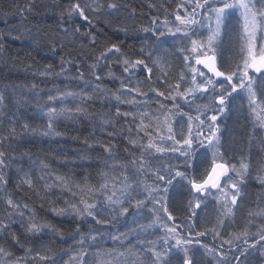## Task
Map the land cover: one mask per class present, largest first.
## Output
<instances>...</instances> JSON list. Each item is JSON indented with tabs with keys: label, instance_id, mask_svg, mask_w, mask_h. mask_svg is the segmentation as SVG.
Returning <instances> with one entry per match:
<instances>
[{
	"label": "snow or ice",
	"instance_id": "1",
	"mask_svg": "<svg viewBox=\"0 0 264 264\" xmlns=\"http://www.w3.org/2000/svg\"><path fill=\"white\" fill-rule=\"evenodd\" d=\"M148 6L151 8L155 5ZM120 7L121 5L113 0H68L67 6L61 9L58 23L65 36L68 35L66 25L71 26L73 34L79 33L80 27L71 23L73 17L88 21L89 25L92 24V16L107 17L109 23L118 22L119 18L114 16V12H118ZM178 8L183 9V15L179 11L175 12L171 27L165 16L163 25L154 19L150 27L143 28L144 32L157 38L164 37L167 32L182 42L179 49L182 54V71L175 84L169 81V73L162 72L161 76L157 77L153 72V68L161 63L159 47L150 51L151 45L142 46L137 53L138 57H146L152 63L153 67H149L145 58L126 57L120 46L113 43L95 55L85 70L75 64L77 75L71 79L83 85L81 91H65L55 87L54 90H49L47 105L41 109L47 117L46 130L43 133H38L26 123L20 124L18 131L14 115L8 120V124L12 126L5 132L3 105L6 97L0 92V210L3 211V216H0V264H28L29 259L33 264L36 261L41 264H57L47 249L40 251L24 248L26 241L40 237L44 231L52 230L58 233V230L49 224L40 223L35 209H30L28 203L23 200H14L7 193L9 173L15 168L19 180L16 184L17 190H23V185L26 184L31 190V195L27 192L25 195L29 199L32 196L39 198V190L34 187L29 173L16 167L17 160H23L27 153L20 152L18 157L13 144L28 133L61 135L56 130L57 121L61 118H91L88 112L89 103L95 102L97 92L107 91L101 90L105 68L108 69V77L119 79V94L107 97L109 102L113 97L117 102L114 117L131 116L133 122L139 117L140 123L135 125L136 135L143 132L148 138V143L129 139L128 143L133 149L139 150V155L130 151V163L121 165V170L113 175L107 172L99 173V180L102 182L98 187L94 188L87 183L88 176L84 177V186L81 187L71 177L65 178L62 175L55 177V183L44 185V189L49 193L53 188L58 189V198L63 199L65 205L61 208L53 207L51 211L57 216L67 215L79 221L73 236L75 254L69 256L66 264H88L89 258H92L95 264V260L100 257H111L109 264H212L211 261L206 262V256H211L214 264H251L249 256L252 252H259L264 256V207H260L264 205V198L260 200L257 211L249 210V219L245 221L242 233L229 234L230 239L225 240L219 231L221 227L227 230L224 219L233 216V210H239L244 205L247 184L249 179L253 178V171L257 172L255 178L264 187V168L253 167L251 153L236 159L234 155L227 154V149L221 152L223 145L218 123L219 116L227 111H244L246 101L253 128H264V0H180ZM32 10L31 4L27 9H17L21 15ZM83 35L89 39L91 45H97L94 33L86 32ZM226 46H230L233 51L238 47L236 55L239 59L235 56L226 57ZM4 51L5 46L0 41V53ZM113 56L114 61L111 59ZM111 63L120 64L123 74L126 75L123 78L114 77ZM65 64L71 65L74 61L62 57L59 73L48 64L39 75L66 76L68 70L64 67ZM195 65H203L211 75H207ZM23 67L26 71H33L30 64ZM138 68L145 73L143 81L136 73ZM85 71L89 74L87 77ZM35 74L33 72V75ZM133 77L136 84L132 83ZM154 77L155 83L164 87L163 91L154 86ZM182 85H186L183 90ZM142 86L147 87V91H142ZM32 87L35 89L36 85ZM88 88L92 89V94L85 90ZM133 92L145 99L139 102L134 97L127 99V95ZM210 92L213 95L209 103H195L200 96H207ZM149 93L154 96H149ZM70 97L75 103L74 110L66 107ZM178 98L184 101V105L178 102ZM169 100L172 101L171 108L165 103ZM237 100L240 101L239 104L235 103ZM149 101L158 105L157 111L164 116L163 121L159 116L153 118L149 114ZM119 104H129L145 111L121 112ZM185 105L188 111L184 110ZM194 105L195 115L192 114ZM114 117L104 116L101 119L99 127L103 132L108 137H114L117 134L123 135L126 131V138L131 137V127L120 133L116 132L112 123ZM145 120L148 121L147 124ZM109 127L112 131H108ZM149 128H153L155 136ZM91 139L92 143L84 141L86 147L92 150L99 147L106 154L104 167H110L108 161L114 159L113 154L117 151L115 145L96 140L94 137ZM200 148L204 149L206 156L211 154V160L197 166L196 159ZM165 156L167 163L164 162ZM173 160L176 162L173 163ZM111 167L115 168V165ZM145 177L151 179L152 184H147ZM176 184L180 185L181 189L187 188V193L177 192L173 196L171 189L175 188ZM185 195L192 198L188 199L187 205L184 204ZM209 197L220 206L216 226L211 229V234L214 240L219 238L221 242L214 247L201 244L199 239L208 235V230H197L201 223L211 222L206 214ZM40 207L43 209L45 203H41ZM178 211L184 212L190 222L177 223V217L173 213ZM137 217H142L148 222L143 223ZM257 217L260 218L259 224L255 223ZM129 218H132L131 224L127 223ZM121 221L127 224L125 231L117 230L113 233L95 227L115 225ZM13 224H19L23 239L17 235ZM89 224L93 226L88 227ZM253 227L255 231L252 230ZM156 229L160 230L161 235L156 239L147 238ZM58 234L62 237V233ZM106 235L107 239L117 246L112 251L102 250L101 242L106 239ZM132 239L136 240V244H132ZM241 240L242 243H236ZM9 244L13 248H23L25 255L16 257L11 248L6 246ZM194 245L203 248V253L200 254L198 249H194ZM225 245H228L227 249ZM91 249L97 251L92 252ZM174 252L180 255L173 256Z\"/></svg>",
	"mask_w": 264,
	"mask_h": 264
},
{
	"label": "rangeland",
	"instance_id": "2",
	"mask_svg": "<svg viewBox=\"0 0 264 264\" xmlns=\"http://www.w3.org/2000/svg\"><path fill=\"white\" fill-rule=\"evenodd\" d=\"M138 1L141 2V7L140 8H143L142 9V13L140 15L136 14V11H135L134 14L132 13V17H133V19H135V23H136V25H134L135 29L131 28V33L127 32L125 34L126 36H124V39H123L124 44L119 45L120 48L123 49V51L122 50L121 51L123 53H125L124 56L131 58L132 54H135V53L139 52V50H140V48L142 46L146 47L148 45H151V49H149L150 51L155 50L157 47H159L160 52L158 54L161 57V63L159 65H157V66L161 67V71L160 72L161 73L162 72L169 73L170 70H172L175 67H176V69L178 71L181 72L182 71V57L177 56L176 54H174L170 50H167V48H165V47L163 48V43H164L163 40H164L165 36L157 38L156 36L150 35L149 33H146V32L143 31V28L150 27V22L152 21V18H155L156 16L158 18H162V14L161 13H156V14L153 13V10L156 7H151L150 8L148 6L149 4H152L153 2H163V3H165L166 6L168 7V10L163 11L165 13V16H167L168 14H171L172 17H173L174 13L177 12V11H179L180 14L183 15V9L182 8H178L180 0H113V2H117V3H119L121 5L119 11L118 12H114V16L119 17V15L121 14V10L124 11V9H122L123 8L122 7L123 4L125 5V3H129V2L137 3ZM90 2H92V0H90ZM15 4L16 3H12L11 7L9 8L10 19H13V20H15L16 18L19 17V13L17 11V8L15 7ZM29 4H31L32 6L35 5V7L39 8V9H43V10L45 8V4L48 5L46 2H40L39 0L30 1ZM60 5H61V3H60ZM58 8H60L59 5H58ZM48 10L49 9L45 8L44 18L48 16V12H47ZM86 14L91 15L88 12H86ZM50 16H51V18H53L54 20H56L58 22L59 17H60V13H58L56 11L54 14H52ZM165 16H164V18H165ZM94 17L95 16H92V24L91 25H89L88 21H84L83 19H81L79 17H73V20H72L71 23L75 24L78 27H80V32L79 33L73 34V30H72L71 26L70 25H66V27H68L70 32L73 34L76 42L79 43L78 47L76 46L75 50L73 52H71V57H72V60H74L76 63L80 64V66L82 67V70H85L87 68V66L92 63V58L96 54L97 55L99 54L98 52L96 53L97 48L92 49L91 46H90V43H89V39L83 35V33L92 32V33H94L96 35V38L98 40V34L100 33V28H99V26L97 27L95 25V23L98 24L99 20L98 21H94L93 20ZM17 22H18V20H17ZM17 22H15V23H17ZM100 22H102V21H100ZM233 23H235V20H233ZM47 24L50 27H52V28H56L57 27V26L54 27L52 24H49V23H47ZM26 26L30 27L28 24H21L20 23V24L17 25V27H21V28L26 27ZM30 29H32V28H30ZM59 30H61V29L59 28ZM30 33H31V35L27 34V38L24 39V41L29 46V48H34L35 44H37V43H41L42 44L43 40L41 38V35L39 34V31L32 30V31H30ZM204 34H205V38H206V36H207L206 29L204 30ZM131 35L135 36L134 38H132L135 41L134 43H132L130 41L129 36H131ZM167 36H168L169 39H171V41H169L168 43L174 49V46H173L174 45L173 44L174 43V41H173L174 38L172 36H170V35H167ZM18 42L20 44H22V41L19 40ZM18 42H16L15 44L18 45ZM88 43H89V45H88ZM62 44H64V43H62ZM123 45H126L127 49H125ZM48 48L52 49V52L48 53V51H47V53L51 57L53 56V58H57V57L60 56V55H58V48L55 49V47L53 48L52 46H50V44L49 45L48 44H44V46L42 48H38V51L40 50L39 51L40 55H43L42 54L43 52L46 53L45 50H47ZM100 51H102V50H99V52ZM225 51L226 52H228V51L233 52V55L229 54V56H234L235 52H236V49H235V51H233L230 46H226ZM59 58H61V57H59ZM140 58H145L146 63H150L152 65V63L150 61H148L146 59V57H140ZM155 58L156 57L154 56L153 59H155ZM236 59H239V57H236ZM7 60H8V62H13V58H11V57L8 58ZM111 64L116 65V66L119 65L117 63H111ZM193 64H194V61H193ZM0 66L2 68L5 67L1 61H0ZM195 66L197 68L201 69L202 71H204L208 75V72L205 70L203 65H195ZM44 67L45 66H43V63L41 61H40L39 64H37V63L35 64L34 62H32L33 71H30L29 73L32 75V77L34 78L35 82L38 81L40 83V85L43 84L41 86L43 89H46V88L47 89L44 92L43 91H38L37 95H36L35 91L30 92L29 96L27 97L28 99H30V97L32 98L33 96H35L37 98V100L35 99V100H33V102H29L28 99H24V94H23V96L21 97V103H23V104L20 105L19 107H17V106L14 107V108L12 107L14 110H17V125H16V127H17L18 131H19L20 124H24V123L30 125L31 127H41V126L44 127L45 126V124L43 125V122H44L45 119H47V117L43 115L41 109L45 108L46 105H47V95L49 93V90H54V87H55V88H59L61 90H65V91L78 92V90H80L83 87L82 84H79L78 87L70 86L69 82L73 81L71 79V77L75 76L70 71L67 72L66 76L65 75L54 76V81L52 83V80L49 79L48 77H44V76H40L39 75V72L42 71L44 69ZM121 69H122V67H121ZM54 71L56 73L60 72L59 69H54ZM97 71L99 72V69ZM33 72H35L36 74L33 75ZM136 73H138L141 81H143L144 78H145V73L143 71H141L140 68H138L136 70ZM154 73H155V75L157 77L161 76V73H157V72H154ZM179 74H175V76L169 75V77H168L169 81L172 84H175L177 79L179 78ZM88 75L89 74L87 73V71H85V76L87 77ZM44 81H45V83H44ZM153 84H154L155 87L160 88L161 91L164 90V87H161L159 84L155 83V77L153 78ZM36 86H38V85L36 84ZM184 87H186V85H182L181 90H183ZM217 87H219V86L217 85ZM87 91L90 94V88H88ZM142 91H146V90L142 89ZM91 92H92V90H91ZM211 95H213V94L210 92V93H208L207 96H200L195 101V103L196 104L209 103ZM95 96L100 97L101 99H103L105 95H104L103 91H100V92H97L95 94ZM152 96H154L153 93H152ZM141 97L142 96H140V95H137V94L135 95V99L138 102L139 101H143V99H141ZM126 98L129 99L128 97H126ZM189 100H191V97H189ZM30 101H31V99H30ZM42 101H44V105H41ZM37 102H39V104ZM178 102L180 104L184 105V101L179 100V98H178ZM165 103L168 105L169 108L172 107V101H170V100L169 101H165ZM235 103L239 104L240 101L237 100V101H235ZM30 104H33V106H37L38 110L35 109L33 111V113H32L33 115L30 117V119H28V118L26 119V117H25L26 114H27V110L26 109L29 107ZM89 104L91 105V102ZM152 104H154V107L148 109L147 111H149V114L153 118L159 116L160 120L163 121L164 120V116L161 115V113L157 111L158 105H156L153 102H152ZM244 104H245V110L244 111H240L241 114L238 113V111L230 110V111H227L226 113H224V114L219 116L218 123L220 124V128H221L220 137H221V144L223 145V147H221L220 151L221 152H225V150L227 149V154L229 156H233L234 155L236 159H239L241 157V155L247 156L249 153H251V158H252V161H253V167L264 168V163H261V161H264V128L258 127L259 130H258L257 127L255 128V131L259 133L258 134L259 140L254 143V146L257 149L252 148L251 143H247V141L244 140V135H245V133H248V130H249V127H250L249 123L251 122V118L249 117L248 112H247V102L245 101ZM14 105L15 104L13 102V106ZM99 106H100L101 111L105 109V110L108 111L109 114H112L115 111V109L112 108L111 106H107V105H102V106L99 105ZM124 106H126V108H123V109L121 108V112H134V113L143 112L141 109H139L137 107H134L132 105H126L125 104ZM69 109H73L74 110V107H70ZM136 109H137V111H136ZM184 110L188 111V108H187L186 105L184 106ZM93 113H94V115L98 116V112L94 108H93ZM90 114L92 116V113H90ZM192 114L193 115L196 114L195 113V105L193 106ZM91 118H83V119L84 120H89ZM201 118H203V117H201ZM66 120L67 119H62L61 120L62 124L58 123L56 125V130L57 131H60L62 128H65V127L67 128L66 125L65 126H61V125H64V122ZM76 120H74V121L76 122ZM86 123H88V122H86ZM112 123L115 125V130L117 131V133H120L121 131L126 130L129 127H131L133 134H132L131 137H129V139H135L137 142H142L144 144L148 143V138L144 135L143 132H140L139 135L136 136L137 138L134 137L135 134H136L135 125L140 123L139 117H137L135 122H133L132 117L129 116L128 118H125L124 121L123 120L120 121L118 119H114L112 121ZM145 123L147 124L148 121L145 120ZM59 124H60V126L57 127ZM6 128L8 129L9 126H7ZM45 130H46V128L44 127V131ZM108 131H112V128H110ZM149 131H153V136H155V131L153 130V128H149ZM101 133H105V132H101ZM61 134H64V133H61ZM95 134H96V132L94 133V135ZM118 135L120 136V134H118ZM124 135H127L126 131L123 134V136ZM24 136L22 138H19L17 143H15V145L13 146V148L17 149L15 154L18 157H19V153L23 152L24 148L26 147V146H24V144L27 143L28 144L27 148H28L31 145V142H32L29 139L28 140L25 139ZM49 140H50L49 136L42 135V141H44V142L39 141V144H44V143L48 144V142H50ZM243 140L246 143L245 145L243 143ZM130 148H131V151L135 152V154L137 156L139 155V150L138 149H133L132 145H130ZM42 149H44V146L42 147ZM42 149H41V147L39 149H38V147L37 148L35 147L34 150H30L27 153V155H26L25 162H23V163L26 164V161H27V162H30L32 164L33 169L30 170V171L32 173L33 172L36 173L39 176L38 177V181H40L41 184H43V185H45V184H53V183H55V177L56 176L54 177V176L51 175V177L49 178V173H51V171L49 172L48 170H51V168L55 169V165L51 166V168L47 165L48 162H46V160H45V154H43L41 152ZM124 159H125V161L116 159L115 162H108L110 167L105 168L104 167V160H102V158L99 155V153H96V157L95 156L93 157V160H95V165H94V168L92 169L93 172L91 174H88V173H86V171H84L85 163H83V165H77L78 164L77 162H76L77 166L75 167V169H74L73 166L71 167L70 164L69 165H66V164L57 165L56 166V169H57L56 173H59L60 175H63V176L67 175V178L71 177L72 179H74L76 177L78 179H82V181L79 182L81 187L84 186V183H83L84 182V177L88 176V178H90V179L87 180V183L95 188V187L99 186L100 182H102V181L99 180L98 171H100V173L101 172H107L110 175H113L116 172L121 170L120 169L121 165L129 164L130 160H131V157H129V154H127L124 157ZM210 160H211V154H208L206 156L205 152H204V149L200 148L198 150V155H197V159H196L197 166H199L204 161H210ZM18 162H19V159L16 162V167L22 168L21 164L18 163ZM164 162L167 163V159L166 158H164ZM233 162L235 163L236 160L234 159ZM45 165H47V167H44ZM111 165H115V168L111 167ZM97 169H98V171H97ZM12 171H13V174H14V179H16L17 178V174H16L15 168ZM262 174H264V173H262ZM256 176H257V172L253 171V178L249 179L248 184H247V188H246L247 195H246V198H245L244 205L241 206L239 210L234 209L233 210L234 211V215L233 216L227 217V218L224 219V224L227 226V230L225 231V229L223 227H221L219 229V231L222 234L223 239H225V240L226 239H230V235L229 234H232V233H242L243 229L245 227V221L247 219H249V216H248L249 210H251V211H257L258 210L257 206H258L260 200L262 198H264V187H262L260 182H259V180L255 178ZM144 180H145V182L147 184H149L148 183L149 181L146 179V177L144 178ZM174 184H175V182H174ZM11 185H13V188H16V185H14L13 183ZM13 188L12 189H10V188L6 189L7 193L10 196H12V197H14L15 194H16L13 191ZM185 189L186 188L181 189L180 185L176 184L175 188L171 189V194L173 196H175L177 192H183V193L185 192L186 193ZM19 191H20L21 194L17 195V197H19V198L21 197L23 199L24 198L23 192H26L27 190L23 189V190H19ZM55 191H56V194H59V190L58 189L56 190V188H53L52 192H55ZM58 197H59V195H58ZM29 203H31L32 206L34 204V206H35L34 208H35V211L37 213V219L40 218V220H42L43 217H45L44 214L47 213V210L45 208L41 209V207L38 204L37 200H33V201L29 202ZM0 204H2V201H0ZM260 207H264V205H260ZM208 208L215 209V211L213 213L214 214L213 216L212 215H208V217H209L211 222L208 223V224L207 223L206 224L205 223H201L200 225L201 226L207 225L209 227L214 228L216 226V221H217V216H218L219 211H220V206L218 204H216L211 199V197H209ZM30 209H33V208L30 206ZM208 210L209 209H207V211ZM48 212H49V210H48ZM173 214L176 217L180 218L181 211L174 212ZM201 215H204V213H201ZM0 216H2L1 213H0ZM50 216H56V215H55L54 212H51ZM59 218H60V220H65L66 222H70V223H72V225L77 226L78 221L77 220H73V218H70L67 215L60 216ZM140 218H142V217H137V219H140ZM131 220H132V218H129L127 223L131 224ZM176 222L177 223L184 222V219L183 218H182V220L177 219ZM259 222H260V218H258V217L255 218V223L259 224ZM93 224H94V222H93ZM93 224H91V225L93 226ZM88 227H91V226H88ZM95 227L101 228L102 231L103 230H107V231H111V232L115 233V232H117V230L125 231L126 228H127V224H125V222L121 221L120 223H117L115 225H95ZM17 228H20L18 226V224H13V229L16 232H18ZM252 230L255 231V228L253 227ZM74 234H75V231H74ZM101 243H102V250L103 251H112L114 248H116L115 246L112 245V241L110 239H107V235H106V239L104 241H102ZM125 243H127V242H125ZM236 243H242V240L241 241H236ZM132 244H136V240L135 239H132ZM6 246L11 248V250H12L11 244L6 245ZM38 247L39 246L36 245L37 250L43 251V250H41V248H38ZM193 247L195 249H198V250L200 248L198 245H194ZM24 248H29V246H26L25 243H24ZM14 249H20L22 252H24L23 248L16 247ZM44 249H47L48 251L50 250V248H44ZM202 250H203V248H202ZM90 251L95 252L97 250L96 249H91ZM120 251H123V250L120 249ZM49 254L57 261V264H63L62 262L58 261V259L56 258L54 253H50L49 252ZM110 261H111V257H100V258H97L95 260V264H101V262H103V264H109ZM28 264H33V261L31 259L28 260ZM35 264H41V262L36 261ZM88 264H94V261H93L92 258H89ZM259 264H264V256H260Z\"/></svg>",
	"mask_w": 264,
	"mask_h": 264
},
{
	"label": "bare ground",
	"instance_id": "3",
	"mask_svg": "<svg viewBox=\"0 0 264 264\" xmlns=\"http://www.w3.org/2000/svg\"><path fill=\"white\" fill-rule=\"evenodd\" d=\"M16 2V0H0V5H1V14H0V41L3 42L4 46H5V51L3 53H0V61L3 63V65L5 66L4 68H2L0 66V92H2L5 97V103L3 105L4 111H5V116H4V127L3 130L6 132L7 131V126L11 127L12 125L8 124V120L13 118V115L15 116V118L17 119V110H14V107H19L20 105H22L23 103H21V97L24 94V99H28L27 97L29 96L30 91H32V88L28 85V72L25 70V68H22L23 65H27L26 62L20 63V64H13L12 62H8V58H10L9 56H11L10 54V50H13L14 48H21V47H29L26 42L24 41V39L27 38V34L31 35L29 30L27 28H21V27H17L18 24H27L26 23V19L24 18H16L15 20L10 19V14H9V8L11 7V4ZM90 2V0H89ZM153 5H155L154 7H156L153 10V13H161L162 14V18H158L157 16L155 18H152V20L156 19L158 21L159 24L163 25V22L165 20L164 16L165 13L163 11L168 10V7L166 6L165 3L163 2H153ZM60 6V4H59ZM66 7L67 4L64 1H61V6L60 8H55V10H57L58 13H61V9L63 7ZM33 10L31 11V13H33V11L35 12L38 8L35 7V5L32 6ZM54 10V11H55ZM163 12V13H162ZM55 12H50L48 13V16L44 18V22L52 24L54 27H59L60 25L59 23L54 20L53 18H51L50 15L54 14ZM125 12L121 10V14L120 15H124ZM168 21H169V27L171 26L172 21H174L175 16L172 17L171 14L167 15ZM105 19H109L107 17H94V21H98V24L95 23V25L98 27L100 21H104ZM18 20V22H17ZM17 22V23H15ZM112 23L107 22V26L111 25ZM151 25V22H150ZM10 29V33L8 34H3L4 30ZM61 29V28H60ZM162 30H165L162 28ZM166 31V30H165ZM60 33L63 34L64 37V44L66 43L67 39L69 38H73L72 43L67 42L65 46V48H67L66 53H68L67 51H71L73 52L76 48L75 43H74V36L73 34L70 32V30L68 29V35L65 36L64 35V31L63 29L60 30ZM167 32L165 35V38L163 40V48H167V50H170L171 52H173L174 54H176L179 57H182V54H180L179 49L182 46V42L180 40L177 39H173L174 41V49L172 48V46L168 43L169 41H171V39L168 38L167 36ZM130 41L133 43V36H129ZM22 41V44H20L18 41ZM76 41V40H75ZM18 42V45H16L15 43ZM130 42V43H131ZM135 42V41H134ZM77 43V42H76ZM119 45V44H118ZM41 46V47H40ZM43 45H41L40 43L35 44L34 48H30V52L32 54H34L33 58L39 59L42 62H44V60H54L47 52H43V55H40L38 48H42ZM106 47H100L99 49L97 48L96 53H99V50H103ZM121 50L123 51V49L121 48ZM65 51V49H64ZM64 51L62 50V48L60 47L58 49V55L62 56V57H66L64 54ZM239 48H236V52H235V57H238L236 55V53H238ZM123 53V52H122ZM138 53V52H137ZM137 53L132 54L131 59H137L140 58L137 56ZM125 53H123L124 55ZM233 55V52H226L225 51V55L229 56ZM97 55V54H96ZM112 61L115 60V57L113 56ZM69 60H72V58H70ZM74 61V60H73ZM78 64L74 61V65ZM118 64V63H117ZM149 67H153L150 63ZM20 65V66H19ZM70 65V64H69ZM73 65V64H71ZM120 65V64H119ZM119 65H113L111 64V71L114 77L117 78H123L126 74H123V70L121 69V67ZM100 71V70H99ZM161 67L160 66H156L155 68H153V72H157V73H161ZM107 72L108 69L105 68L103 70V75H104V80L103 83H101V90L106 89L107 91L104 92V98L101 99L100 97L95 96V102L91 103V105L89 104L88 107V112L92 113V118L89 120H84L83 118L77 119L76 122L74 120H70L67 119L64 122V125L61 126H67V128H62L60 131V133H64L61 134L59 136L56 135H52L49 136V141L48 144L44 143V144H39V141H42V134H33V133H28L27 135H25V139H29L31 140V145L29 146V149L32 150L35 147L38 149L44 146V149H42L45 152V160L46 162H48V166L51 168V166L55 165V169L51 168V170H48L49 172L51 171V175L52 176H57L60 175L59 173H56L57 169L56 166L57 165H62V164H66L72 167H75L77 165H83V163H85V168L84 171H86V173L91 174L93 171L92 169L94 168L95 165V160H93V157H96V153H99V155L101 156L102 160H104L105 158V153L99 148L96 147L94 150L89 149L86 147V145L84 144L85 140H88L89 143H92L93 140L91 139L92 137H94L96 140H102L104 142H111L115 145L117 151L113 154L114 155V159L109 160L108 162H115L116 159L119 160H124V157L129 154V152L131 151L130 148V144L128 143L129 137L126 138L127 135H116L114 137H108L106 133H101L103 132V130L99 127L100 121L104 116H112L114 117L116 108V101L114 99V97L111 99V101L109 102L107 97H112L113 94H119V90H120V85H119V79L113 80L112 78L107 76ZM180 71H178L175 68H173L172 70H170L169 74L171 76H175V74H179ZM138 75V73H137ZM139 76V75H138ZM140 78V77H139ZM141 80V79H140ZM132 83L136 84V79L135 77H133L132 79ZM82 89V88H81ZM78 90L79 91H81ZM142 89H145L147 91V87L142 86ZM86 90V89H85ZM91 88H90V94H92L91 92ZM87 91V90H86ZM126 91V89L124 90ZM88 92V91H87ZM35 93L37 95L38 90L35 89ZM136 93H130L127 95V97L129 99H132L133 97L135 98ZM138 95V94H137ZM149 96H152V93H149ZM31 99V101H30ZM29 102H33V100H37V98L35 96H33L32 98L30 97ZM141 99H145L143 96L141 97ZM13 102H14V106H13ZM39 104V102H37ZM149 103L151 104V108L154 107V104H152V101H149ZM41 105H44V101H42ZM99 105H107V106H111L112 108L115 109L114 113L109 114L107 110H102L100 109ZM125 104H119L120 109L122 108H126V106H124ZM129 105V104H126ZM13 107V108H12ZM57 107H60V105H57ZM66 107L70 108V107H74L75 108V103L72 101L71 97L68 99V101L66 102ZM38 107H36L35 109H37ZM93 108L98 112V116L94 115L93 113ZM142 111H145V109L143 108H139ZM27 114L25 117H31L33 114L32 112L27 108ZM91 110V111H90ZM137 111V109H136ZM140 112V111H139ZM238 113L241 114L240 111H238ZM45 119V118H44ZM63 118H61L62 120ZM114 119H118L120 121H124L125 118L123 117H114L112 119V121ZM58 120L57 124L60 123L62 124V121ZM88 122V123H86ZM45 124V128L47 125V119L44 120L43 125ZM56 124V125H57ZM60 124L57 126L59 127ZM250 127L248 130V133H245L244 135V140L247 141V143H250L251 141V146L252 148H255L254 143L257 142L259 140V136H258V132L255 131V129L252 126V123L250 122ZM17 125V123H16ZM15 125V126H16ZM44 127H33L35 128L38 133H43L44 132ZM111 127L108 128V130ZM258 128V126H257ZM259 130V128H258ZM69 132V133H68ZM96 132V134L94 135V133ZM117 132V131H116ZM253 132V133H252ZM252 133V134H251ZM137 135L135 134L134 137H136ZM137 138V137H136ZM44 142V141H42ZM17 143V142H15ZM15 143L13 144V146L15 145ZM125 149H128L129 151H125ZM257 149V148H255ZM28 150V148L24 149L23 152L26 153ZM130 157V155H129ZM26 156L25 158L22 160L25 162ZM65 161H68V163H65ZM76 162L78 163L76 165ZM27 167L24 169L25 171H30L33 169L32 164L30 162H27ZM98 171V169H97ZM100 173V171H98V174ZM63 176V175H62ZM31 177V175H30ZM39 177V176H36ZM67 178V175L64 176ZM90 178H88L89 180ZM146 179L149 181V179L146 177ZM74 180L79 183L80 181H82V179H78V178H74ZM19 182L18 178L14 179L11 184L13 183L14 185H16ZM149 185L151 184V182H148ZM7 188L12 189L13 185H11ZM33 185L37 188V190H39V198L37 196H32L31 199L28 198L27 195H25V192H23L24 198L23 201L28 203V205H30L33 209H35L34 204L32 206V204L29 202H31V200H37L38 204L41 205L42 203H45V209L47 210V213L44 214L45 217H43L42 220L38 219L40 223L43 224H49L51 225L53 228H55L56 230H58V233H62V237L61 235H59L57 232H53L52 230H46L44 231L40 237L38 238H32L31 240H28L25 242L26 246H29V248H36V245H38V248H41V250H44V248H50L49 252L50 253H54L56 258L58 259V261L62 262L63 264H66V262L69 261V256L70 255H74L75 251L73 249V245H74V240H73V235H74V231L76 230V226L72 225V223L70 222H66L65 220H60V216H50L51 209L53 207L55 208H61L64 207V202L63 199L58 198L59 194H56L55 192H47L44 189V185L41 184V182H36ZM28 186L25 184L23 185V189H26ZM14 189V188H13ZM30 189H27L26 192H28ZM57 190V189H56ZM186 193H187V188L185 189ZM185 193V192H184ZM185 193V194H186ZM12 197V196H11ZM14 200H18L15 197H12ZM188 199H192L191 197H187L185 195L184 197V204L187 205ZM54 204V205H53ZM53 205V206H52ZM29 206V208H30ZM209 210L206 212L207 215H214V211L215 209L212 208H208ZM49 210V212H48ZM1 215L3 216V211L0 210ZM205 214V213H204ZM70 218H72L71 216H69ZM185 217V219H184ZM184 219V222H189L187 218V215L181 211L180 214V218L177 217V219ZM59 219V220H58ZM74 220V219H73ZM140 220L144 223H147V220H144L142 218H140ZM79 223V221H78ZM206 224V223H205ZM208 224V223H207ZM203 225V224H202ZM19 226V224H18ZM88 226H92L91 224H89ZM211 229L212 227H209L207 225H203V226H199V228L197 229L198 231H205L208 230L209 234L207 235L208 237H210L208 240H206V242H204L205 245H208L209 247H214L220 244L221 240L219 238L217 239H213V236L211 234ZM18 232L17 235L21 237V239H23V234H22V230L20 228H17ZM151 231V230H150ZM186 234V233H185ZM161 235V232L159 229H156L154 232H151V235L148 236L147 238L150 239H156L157 236ZM212 243V244H208V243ZM225 249L228 248V245L224 246ZM195 249V248H194ZM78 250V249H77ZM12 251L14 253V255L16 257H23L25 255V252H22L20 249H14L12 247ZM199 253L202 254L203 250H200L199 248ZM175 255H180V253L174 252L173 256ZM54 256V255H53ZM260 253L259 252H252L251 255L249 256V259L251 261V264H259V259H260ZM243 259V258H242ZM30 260V259H29ZM206 262L211 261L212 264H214V261H212V257L211 256H206L205 257ZM235 264V262H234Z\"/></svg>",
	"mask_w": 264,
	"mask_h": 264
},
{
	"label": "trees",
	"instance_id": "4",
	"mask_svg": "<svg viewBox=\"0 0 264 264\" xmlns=\"http://www.w3.org/2000/svg\"><path fill=\"white\" fill-rule=\"evenodd\" d=\"M30 1H33V0H16V2H14V3H16L15 7L17 9L18 8L19 9H27V7L30 5L29 4ZM39 1L40 2H46L48 4V5L45 4V8L49 9L47 12L50 13V12H56L57 10H55V8L56 7L58 8V5L61 3V1L66 2L67 0H39ZM122 7H123L122 9H124V11H125V14L123 16L119 15V17H118L119 21L118 22H113L109 26H107V22H109V19L108 20L105 19L104 21L100 22V24H99L100 33L98 34L97 45H94L95 46L94 47L93 45L90 44L92 49H94V48H98L99 49L100 47H103L105 45H106V47H108V46H110L113 43L119 44V45L124 44L123 39H124V36H126L125 34L127 32L131 33V28H134V25H136L135 19H133V17H132L133 10L136 11V14L140 15L142 13V9L143 8H140L141 7V2H139V1L137 3H133V2L125 3V5L124 4L122 5ZM45 8H44V10L43 9H39V8H38V10L35 9L36 11L35 12L33 11V13L25 11L23 15H21V13L18 11L19 17L26 19V23L30 26V27L26 26L27 29L29 30L30 28H32V29L29 30V32L32 31V30L39 31V34L41 35V38L43 40V42L41 41L42 44L40 43L41 45L44 46V44H48V45L50 44V46L55 45V49L56 48L59 49L60 47L62 48L63 51L65 49L64 54H65L66 57H63V58L65 60H69L70 58H72L71 57V51L68 50L67 51L68 53H66L67 48H65L64 44H62V43H64L63 34L60 33V30H59L58 27L52 28L47 23L44 22ZM135 11H134V13H135ZM0 14H1V5H0ZM26 27H23V28H26ZM121 29H126V31L125 30H121ZM4 33L5 34L10 33V29L4 30L3 34ZM133 37H135V36H133ZM72 39L71 38L67 39L65 45L67 44V42L72 43V41H73ZM74 43H75V46L78 47L79 43H76L75 40H74ZM133 43H134V41H133ZM88 45H89V43H88ZM123 46H124L125 49H127L126 45H123ZM29 49H30L29 47H25L24 46V47H21V48H14L13 50H10L11 56H9V57L13 58V62L12 63L13 64H20V63L26 62L27 64L32 65V62H34L35 64L36 63L39 64L41 60H39V59L35 60V58H33L34 54H32ZM45 51L46 52L48 51V53H49V52H52V49L48 48ZM59 57L62 58V56H59ZM59 57L53 58V56H52V58L54 60L49 61V60L46 59V60H44V62H42V61L41 62L43 63V66L51 64L54 69H59L60 70V68H61V58H59ZM64 67L67 68V70L72 72L74 75H77L76 67H75L74 64L73 65L65 64ZM22 68H24V67H22ZM81 70H82V67H81ZM27 72H28V76L27 77H29L28 82L33 81V77L29 73L30 71H27ZM51 80H52V83H53L54 76L51 78ZM69 83H70V86H72V87H78V85H79V83H77L74 80L70 81ZM243 143H244V145L246 144L244 140H243ZM24 146H26L24 148V149H26L28 145H24ZM34 149H32V150H34ZM29 151H30V149L28 147V150H27L26 153H28ZM41 152L43 154H45L44 151L41 150ZM164 158L167 159L166 156ZM175 162L176 161L173 160V163H175ZM21 167L24 170L27 167V163L26 164L21 163ZM25 172H27V173H29V175H31V179L34 182V184L38 181V177H36L38 175L36 173H34V172L32 173L31 171H25ZM9 176H10V181H9V184H8L7 187H9L11 182L14 180L13 171H11L9 173ZM38 182H40V181H38ZM149 182H151V184H152V180L151 179H149ZM27 189H28V187L26 188V190ZM13 191L16 193L15 196H14L15 198H17L18 200H23L21 197L20 198L17 197V195L21 194L20 191L17 190V188H14ZM27 193H28V195H31V190H29ZM31 201H33V200H31ZM184 219H185V217H184ZM186 219H188V217ZM179 220H181V219H179ZM209 238L210 237H208L206 235L204 237H200L199 239L201 241V244H204V242H206V240H208ZM208 244H212V243L210 242ZM112 245L117 247L115 244H113V242H112ZM200 250H202V248H200Z\"/></svg>",
	"mask_w": 264,
	"mask_h": 264
}]
</instances>
